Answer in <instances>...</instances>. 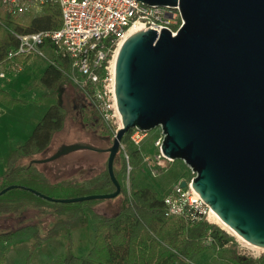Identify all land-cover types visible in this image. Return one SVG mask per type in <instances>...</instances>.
<instances>
[{"label": "water", "instance_id": "water-1", "mask_svg": "<svg viewBox=\"0 0 264 264\" xmlns=\"http://www.w3.org/2000/svg\"><path fill=\"white\" fill-rule=\"evenodd\" d=\"M140 1L177 4L182 24L174 34L136 30L116 52L113 88L122 124L106 161L114 190L60 198L29 189L64 203L115 197L121 186L113 160L123 135L160 127L162 153L191 169L194 191L235 233L264 248V0ZM78 147L63 144L34 161Z\"/></svg>", "mask_w": 264, "mask_h": 264}, {"label": "trees", "instance_id": "trees-1", "mask_svg": "<svg viewBox=\"0 0 264 264\" xmlns=\"http://www.w3.org/2000/svg\"><path fill=\"white\" fill-rule=\"evenodd\" d=\"M61 25L58 4L54 1L32 3L27 11L8 12L0 3V70L6 74L5 79H12L16 70H12L7 59L9 48L18 42L17 34L42 29H57ZM49 52L51 51L50 48ZM52 53V51H51ZM39 79L48 91L39 94V98L54 99L69 69L67 58L51 54ZM30 55L18 56L20 64H26ZM85 95V94H84ZM89 98V95H85ZM26 100L13 96L0 87V102L5 106L24 103ZM94 106V105H93ZM89 114H96L99 123L100 115L93 107ZM97 109V108H96ZM88 113L83 117L88 127L95 128L98 123L90 119ZM64 113L59 104H51L34 126L32 132L17 147L9 149L8 156L0 157L4 168L0 173V190L8 185L13 188L0 194V216L19 214L25 208L48 209L57 219L40 234V227L33 225L31 235L34 237L33 247H39L44 241L57 237L60 233L69 234L72 230L87 224L85 211L93 222V238L91 246L84 255H76L67 245L64 254L49 264H184L191 256L206 248H216L231 264H264V255L258 261L237 255L234 251L222 250L230 235L218 225L205 220L187 221L182 217L165 214L162 197L149 185H137L129 193L121 183L126 170V161L120 157L117 167L113 160V173L119 181L125 201L113 214L104 215L93 210V206L103 199H88L77 202H57L35 194L29 188L51 197H74L91 193H105L114 190L106 166L93 176L77 179H63L50 182L35 165L33 156L42 153L50 144L55 134L63 126ZM104 132H110L109 126L102 125ZM129 130L124 138L128 137ZM131 143V142H130ZM131 145H133L131 143ZM120 150V149H119ZM20 156L28 157V161L18 162ZM32 157V158H31ZM140 148L133 145L128 153V163L136 168L141 160ZM57 192V194H55ZM116 195L113 198L118 197ZM20 229H0V249L2 245L18 237ZM209 232L213 242L205 243ZM0 264L7 262L6 256L0 252ZM22 264H30L28 253Z\"/></svg>", "mask_w": 264, "mask_h": 264}, {"label": "rangeland", "instance_id": "rangeland-1", "mask_svg": "<svg viewBox=\"0 0 264 264\" xmlns=\"http://www.w3.org/2000/svg\"><path fill=\"white\" fill-rule=\"evenodd\" d=\"M45 57L32 53L26 64H20V70L12 79H0V87L6 86L13 81V88L9 89L13 96L25 99L24 103H15L11 106L2 105L0 115L4 114L3 122L0 124V157L6 158L9 149L17 147L32 132L34 126L46 112L48 107L53 104H59L64 113L63 126L55 132L48 147L40 154L34 155V159L47 158L52 155L63 144H77L78 148L68 151L59 156L40 162H34L36 167L44 173L50 182H56L63 179H83L93 176L106 166L108 157V147L112 144V139L116 128L119 126L118 114L110 116L104 120L100 112L102 122L98 120L96 114H89L94 105L91 98H87L83 90L69 78H65L58 88L56 97L39 98V94L48 91L40 82V75L45 69L48 61L52 58L51 52L43 47ZM41 72V73H40ZM70 73L68 69L67 74ZM68 77V76H67ZM95 107V105L93 106ZM88 113L98 123L95 128L88 127L83 117ZM102 125L109 126L112 134L104 132ZM158 132V127L149 129L146 137L143 139L140 149L142 154L151 155L154 152L152 140ZM123 145L119 146L114 157V165L117 167L120 163V157L128 154L132 149L128 137L121 139ZM120 149V150H119ZM32 158V157H31ZM126 165L128 158L126 159ZM28 157L20 156L18 162L28 161ZM143 162L142 158L136 168L126 166L125 173L121 183L129 193L137 185H149L156 192L163 196L169 188L181 178L189 180L193 173L181 159L162 161L159 165L151 160ZM152 167V168H150ZM156 167V170H154ZM4 165L0 161V173ZM57 194V192H55ZM124 196L118 195L116 198H104L93 206L97 213L110 215L113 214L120 204L124 202ZM87 224L81 228L72 230L69 234L60 233L57 237L44 241L39 247L34 248L32 243L34 237L31 235L33 225L40 227V234L46 230L57 219L48 209L25 208L19 214H9L0 216V229H20L27 227V230L20 231L18 237L11 242L4 243L0 252L6 256L7 262L11 264H22L25 256L30 254V264H49L57 257L64 254L68 245L76 255H83L91 246L93 238V222L88 211H85ZM209 216V217H208ZM210 214L207 215V222L214 223L230 235L222 250L234 251L237 255H244L252 261H258L264 254L257 258H251L241 253L239 243H242L235 234L223 228ZM219 248H206L205 250L191 256L184 264H231L217 251ZM241 253V254H240ZM177 264V263H172Z\"/></svg>", "mask_w": 264, "mask_h": 264}, {"label": "built area", "instance_id": "built-area-1", "mask_svg": "<svg viewBox=\"0 0 264 264\" xmlns=\"http://www.w3.org/2000/svg\"><path fill=\"white\" fill-rule=\"evenodd\" d=\"M47 1L58 4L60 27L17 34L18 42L9 48L6 56L11 68L16 72L20 70L18 56L34 53L45 57L43 47L50 48L53 54L67 58L70 69L68 78L70 77L85 95H89L104 120L118 114L113 88V65L120 44L132 33L130 28L136 26L139 30L149 27L156 29L157 33L161 28H167L174 34L182 24L177 4H147L140 0H0V3L8 12H24L32 3L42 4ZM5 77V72L0 70V79ZM147 132L131 128L128 140L140 148ZM162 139L163 133L158 127V132L152 140L154 152L151 155L142 154L140 149L143 162L148 164L151 160L159 165L162 161L172 160L160 149ZM121 147L123 148V145ZM124 157L127 159L128 154L125 153ZM127 167L130 168L128 163ZM153 168L156 170V167ZM191 178L185 180V186L179 184L182 179L178 180L163 195L165 214L179 216L191 222L207 220L210 208L192 188ZM212 242L208 232L205 243ZM241 242L239 248L242 254L251 258L264 254L263 247H252Z\"/></svg>", "mask_w": 264, "mask_h": 264}, {"label": "bare ground", "instance_id": "bare-ground-1", "mask_svg": "<svg viewBox=\"0 0 264 264\" xmlns=\"http://www.w3.org/2000/svg\"><path fill=\"white\" fill-rule=\"evenodd\" d=\"M138 28L136 27V26H133V27H131L130 28V31L131 32H133V31H135V30H137ZM113 62V61H112ZM112 64V63H111ZM119 115V114H118ZM119 117V116H118ZM122 124V120H121V118L119 117V125H121ZM209 214H210V217L212 216L213 217V219L217 222V223H219L223 228H225V229H227L228 231H230L231 233H233V234H235V236L239 239V240H241V241H243L244 243H246V244H249L250 246H252V247H255L254 245H252V244H250V243H248L245 239H243L241 236H239L237 233H235L224 221H222V219L212 210V209H210V212H209ZM209 217V216H208ZM213 220V221H214Z\"/></svg>", "mask_w": 264, "mask_h": 264}, {"label": "crops", "instance_id": "crops-1", "mask_svg": "<svg viewBox=\"0 0 264 264\" xmlns=\"http://www.w3.org/2000/svg\"><path fill=\"white\" fill-rule=\"evenodd\" d=\"M46 49H48V47H47ZM48 51H49V49H48ZM50 52H51V51H50ZM40 73H41V72H40ZM12 83H13V81H10L6 86L3 87V89L9 91L11 94H12V92H11L9 89H12V88H13L14 85H12ZM2 105H3V104L0 102V106H2ZM1 108H2V107H1ZM4 114H7V112L4 113ZM4 114H3V115H0V124L4 123V122H3V118H4L3 116H4ZM180 179H181V178H179L178 180H180ZM178 180H177V181H178ZM177 181H176V182H177ZM91 242H92V241H91ZM90 245H91V244H90ZM87 251H88V250H87ZM87 251H86L84 254H86ZM84 254H83V255H84ZM173 263H176V262H173ZM171 264H172V263H171Z\"/></svg>", "mask_w": 264, "mask_h": 264}]
</instances>
